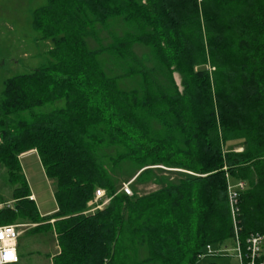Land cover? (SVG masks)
<instances>
[{
    "label": "trees",
    "instance_id": "trees-1",
    "mask_svg": "<svg viewBox=\"0 0 264 264\" xmlns=\"http://www.w3.org/2000/svg\"><path fill=\"white\" fill-rule=\"evenodd\" d=\"M31 25L50 58L5 80L0 170L17 201L0 223L54 226L55 264H197L264 233V0H46ZM33 149L55 182L48 215L23 173ZM121 163L158 188L120 191ZM98 187L112 198L85 213Z\"/></svg>",
    "mask_w": 264,
    "mask_h": 264
},
{
    "label": "rangeland",
    "instance_id": "rangeland-1",
    "mask_svg": "<svg viewBox=\"0 0 264 264\" xmlns=\"http://www.w3.org/2000/svg\"><path fill=\"white\" fill-rule=\"evenodd\" d=\"M45 2L46 0H0V100L7 78L19 73L30 72L49 61L48 50L51 43L49 41L38 40V33L33 30L31 25L32 11ZM111 29L122 33L126 29V26L123 21H118L111 24ZM98 30L101 37L105 38L106 42H108L110 40L108 31L101 27ZM136 50L141 54L144 49L137 48ZM108 66L113 68L114 64L108 63ZM116 71L118 70L115 69ZM175 76L180 84L179 74L176 73ZM236 150L241 151L242 148L236 147ZM21 164L29 186L36 195L35 203L39 211L46 213L56 209L58 205L54 196L55 182L47 175L37 153L24 155L21 158ZM4 170H0V199L12 200L15 203L17 199L14 198L12 188L9 187V183L4 177ZM109 170L116 173L121 186L124 182H129L134 179H129L134 169L128 163H121L119 166L110 164ZM120 180L122 181L120 182ZM134 184L140 194L158 188V185L152 182H132V188ZM13 223L22 224L20 227L22 232L21 236L29 233L31 229L36 227V224L21 219ZM44 232L49 234L51 232V226H47V230ZM51 234V237H47L45 234H42V237L46 236L47 238L45 239L49 240L52 238L56 243L55 235L53 233ZM29 235L25 234L22 237L20 236V243L23 248H26L31 239ZM212 248L213 251H219V253L216 254L214 252L213 254H209L206 251V256L201 257L197 264H210L211 262L241 264L234 241L228 240L222 245L212 244ZM20 264H32V262H26L24 260Z\"/></svg>",
    "mask_w": 264,
    "mask_h": 264
},
{
    "label": "built area",
    "instance_id": "built-area-1",
    "mask_svg": "<svg viewBox=\"0 0 264 264\" xmlns=\"http://www.w3.org/2000/svg\"><path fill=\"white\" fill-rule=\"evenodd\" d=\"M133 180L124 182L120 191L125 192L127 195L132 196L134 190L131 186ZM245 181H238L237 183H231L229 186V197L234 215L236 229L238 228V222L236 220L239 213V196L241 191L246 188ZM31 199H35L34 195L30 196ZM111 196L108 195L107 190L103 187H98L95 191L94 197L88 202V209L85 213L95 212L99 209H103L109 204ZM14 201L4 200L0 201V210L2 209H14ZM22 224H0V264H12L19 262L18 255V241L21 236L20 227ZM234 243L237 248V255L241 260V264H264V233L254 232L250 234L246 242H241L238 238L234 239ZM206 251L209 254H213L212 244H208L206 250L199 255V257L206 256ZM11 253V257L8 254ZM216 254L219 251L215 252ZM8 257V258H6Z\"/></svg>",
    "mask_w": 264,
    "mask_h": 264
},
{
    "label": "crops",
    "instance_id": "crops-1",
    "mask_svg": "<svg viewBox=\"0 0 264 264\" xmlns=\"http://www.w3.org/2000/svg\"><path fill=\"white\" fill-rule=\"evenodd\" d=\"M29 153H37V150L33 149L30 151L24 152L20 155V158H22L24 155H27ZM37 155H38V153H37ZM1 177H3V176L1 175ZM31 192H32V190H31ZM31 195H34V197H35L34 200H36L35 193L32 192ZM0 201H4V200H2V198H1ZM57 208L54 209L53 211H49L46 213L40 212V213H41V215H48V214L55 212L57 210ZM91 213H93V212H91ZM53 221L54 220H52V222ZM0 224H4V223H0ZM9 224H11V223H9ZM33 224H36V226L38 225V223H33ZM46 230H47V226H44L43 228L39 229V231L35 232L34 228H33L30 230L29 233H25V234H30L29 237L31 236L30 237L31 239L29 240L28 245L27 246L25 245L26 248H23L21 243H20V238L22 236H24L25 234L22 235L21 237H19L18 255H19L20 260H19V262L12 263V264H20L24 260H26V262L27 261L32 262V264H55L56 257L61 253L60 243L58 240L57 233L54 231V226L51 227V232L49 234L44 232ZM51 233H53L55 235L56 243L53 241L52 238L50 240L45 239L47 237H51L52 236ZM42 234H45L47 237L46 236L42 237ZM38 235H40V236H38Z\"/></svg>",
    "mask_w": 264,
    "mask_h": 264
},
{
    "label": "snow or ice",
    "instance_id": "snow-or-ice-1",
    "mask_svg": "<svg viewBox=\"0 0 264 264\" xmlns=\"http://www.w3.org/2000/svg\"><path fill=\"white\" fill-rule=\"evenodd\" d=\"M8 257H11V253L8 254ZM8 257H6V258H8Z\"/></svg>",
    "mask_w": 264,
    "mask_h": 264
}]
</instances>
